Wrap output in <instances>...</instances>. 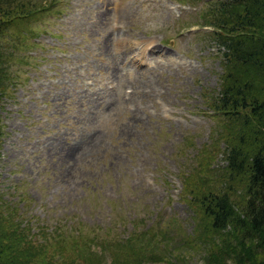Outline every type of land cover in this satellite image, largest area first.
Masks as SVG:
<instances>
[{"label":"rangeland","instance_id":"374dc122","mask_svg":"<svg viewBox=\"0 0 264 264\" xmlns=\"http://www.w3.org/2000/svg\"><path fill=\"white\" fill-rule=\"evenodd\" d=\"M51 1L37 19L18 21L25 47L0 100L4 213L29 240L50 244L71 241L72 230L126 236L172 219L192 235L183 174L220 180L228 164L210 108L227 49L203 16L216 0L40 3ZM180 251L185 261L175 264L205 263L203 247ZM103 264H112L108 254Z\"/></svg>","mask_w":264,"mask_h":264},{"label":"trees","instance_id":"16d2710c","mask_svg":"<svg viewBox=\"0 0 264 264\" xmlns=\"http://www.w3.org/2000/svg\"><path fill=\"white\" fill-rule=\"evenodd\" d=\"M211 4L203 15L209 16L205 25L214 28L211 34L227 50L222 86L212 95L210 108L221 118L219 136L228 145V164L220 180L214 175L192 180L191 172L183 174L184 197L195 213L192 235L172 219L134 226L126 236L112 228L92 238L72 230L68 244L52 237L51 244L48 237L37 242L20 231V222L6 215L0 203V264H103L107 254L112 264H175L172 257L185 261L183 246L203 247L204 264H264V0ZM54 5L0 0V100L14 77L10 67L19 60L16 52L25 47L19 38L26 32L17 27L18 21L37 19ZM210 152L204 150L203 158ZM236 186L243 188L241 198H234ZM181 235L185 239L178 245L174 239ZM66 249L75 256L65 258Z\"/></svg>","mask_w":264,"mask_h":264},{"label":"bare ground","instance_id":"6f19581e","mask_svg":"<svg viewBox=\"0 0 264 264\" xmlns=\"http://www.w3.org/2000/svg\"><path fill=\"white\" fill-rule=\"evenodd\" d=\"M63 147H64V146H63ZM63 149H64V148H63ZM65 149H66V148H65ZM66 151H67V150H66ZM66 151H65V152H66ZM65 152H64V153H65ZM68 152H69V151H68ZM68 152H67V153H68ZM70 152H71V149H70ZM64 153H63V154H64ZM72 153H73V152H72ZM68 155H69V154H68ZM69 156H70V155H69ZM63 157H64V156H63ZM75 157H76V156H75Z\"/></svg>","mask_w":264,"mask_h":264}]
</instances>
